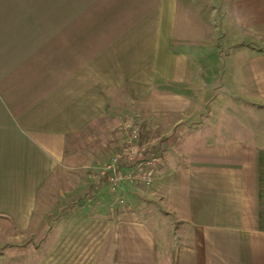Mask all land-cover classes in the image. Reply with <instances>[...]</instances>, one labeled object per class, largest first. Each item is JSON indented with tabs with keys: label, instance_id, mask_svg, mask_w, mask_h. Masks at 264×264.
I'll use <instances>...</instances> for the list:
<instances>
[{
	"label": "crops",
	"instance_id": "1",
	"mask_svg": "<svg viewBox=\"0 0 264 264\" xmlns=\"http://www.w3.org/2000/svg\"><path fill=\"white\" fill-rule=\"evenodd\" d=\"M211 1L224 42L204 0H0V264H264V0ZM124 113L163 161L110 211L74 168Z\"/></svg>",
	"mask_w": 264,
	"mask_h": 264
},
{
	"label": "built area",
	"instance_id": "2",
	"mask_svg": "<svg viewBox=\"0 0 264 264\" xmlns=\"http://www.w3.org/2000/svg\"><path fill=\"white\" fill-rule=\"evenodd\" d=\"M120 130L124 135L120 148L104 164L94 167L95 183L106 186L111 194L110 211L117 206L131 210L125 199L126 190L129 186L151 184L163 161V156L156 151L161 138L147 135L137 120H123Z\"/></svg>",
	"mask_w": 264,
	"mask_h": 264
},
{
	"label": "rangeland",
	"instance_id": "3",
	"mask_svg": "<svg viewBox=\"0 0 264 264\" xmlns=\"http://www.w3.org/2000/svg\"><path fill=\"white\" fill-rule=\"evenodd\" d=\"M217 4L215 2H208L206 3V0H204V2L201 3V7L205 10V15H204V22L205 25L207 26V31L208 32V36L209 38L211 37V40H213L214 42H216L217 40H220L224 42L223 36H222V32H225L223 34H228L227 28H225L223 26V23L220 21V17L218 15V13L215 14V11H213V7H215ZM220 26V27H219ZM224 27V28H223ZM217 37L216 38L214 37ZM115 119L117 120V123L114 126H110L108 127L109 129L106 130V143L103 144V152L105 154H107V156L112 155L113 152L117 151L120 148L121 142L124 138V135L122 134V131L120 130V121L123 122V120L130 118L133 116L132 113H124V114H116L114 115ZM134 117V116H133ZM138 119V118H137ZM252 125L254 128L257 127H262L264 125V116H262L261 113H253L252 114ZM85 150H94V148H88V147H84ZM93 152V151H92ZM94 153V152H93ZM97 157H94L95 159L92 160V162H88L87 164H85V167H83L81 164L79 166H77L76 168H74V171H78V170H85L86 174H89L90 171V186H93V188L96 187H100L102 184L100 183H95V169L94 167L100 166L102 164H104L108 159H101L100 156L96 155ZM107 159V160H106ZM79 164L81 163V161H76L75 164ZM85 178V177H84ZM68 176L65 175L64 177L61 176L60 178V184L61 187H64L65 185L68 184ZM66 183V184H65ZM92 188V187H91ZM89 190V189H88ZM90 191L87 192V196L89 199V202H91V204H96L100 201L99 198H97L96 194H92L89 193ZM102 200V198H100ZM65 213H63L64 215Z\"/></svg>",
	"mask_w": 264,
	"mask_h": 264
}]
</instances>
